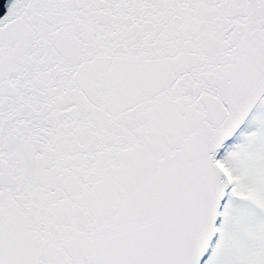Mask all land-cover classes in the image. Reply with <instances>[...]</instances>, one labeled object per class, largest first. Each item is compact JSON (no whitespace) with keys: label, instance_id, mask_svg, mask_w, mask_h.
<instances>
[{"label":"snow or ice","instance_id":"6c2138e0","mask_svg":"<svg viewBox=\"0 0 264 264\" xmlns=\"http://www.w3.org/2000/svg\"><path fill=\"white\" fill-rule=\"evenodd\" d=\"M0 264H264V0H0Z\"/></svg>","mask_w":264,"mask_h":264}]
</instances>
